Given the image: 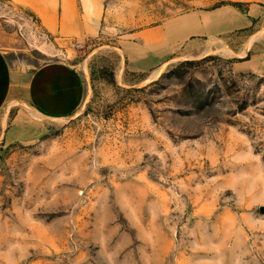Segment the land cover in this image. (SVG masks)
<instances>
[{"label": "rangeland", "instance_id": "obj_1", "mask_svg": "<svg viewBox=\"0 0 264 264\" xmlns=\"http://www.w3.org/2000/svg\"><path fill=\"white\" fill-rule=\"evenodd\" d=\"M222 1L106 0L99 36L63 38L0 0L10 64L64 61L87 89L77 112L2 150L0 264H264V72L243 66V47L179 54L156 77L123 51ZM256 29L231 42L250 55Z\"/></svg>", "mask_w": 264, "mask_h": 264}, {"label": "crops", "instance_id": "obj_2", "mask_svg": "<svg viewBox=\"0 0 264 264\" xmlns=\"http://www.w3.org/2000/svg\"><path fill=\"white\" fill-rule=\"evenodd\" d=\"M243 4H219L174 16L139 30L123 43L130 71L156 72L179 54L205 56L228 48L237 54L243 47V66L264 72V36L254 34L253 44L234 45L241 31L264 28V0H231ZM52 35L63 38H95L103 31L106 0H23ZM246 48V49H245ZM254 48V49H253ZM253 49V50H252ZM87 89L83 74L60 60L36 68L13 67L0 49V156L5 146L32 141L46 130L45 119L62 118L84 104Z\"/></svg>", "mask_w": 264, "mask_h": 264}, {"label": "trees", "instance_id": "obj_3", "mask_svg": "<svg viewBox=\"0 0 264 264\" xmlns=\"http://www.w3.org/2000/svg\"><path fill=\"white\" fill-rule=\"evenodd\" d=\"M221 4H233V5H235V6L239 7V8H241V9H243V4L240 3V2H236V1L223 0V1L221 2Z\"/></svg>", "mask_w": 264, "mask_h": 264}, {"label": "bare ground", "instance_id": "obj_4", "mask_svg": "<svg viewBox=\"0 0 264 264\" xmlns=\"http://www.w3.org/2000/svg\"><path fill=\"white\" fill-rule=\"evenodd\" d=\"M160 72H161V69H160V70H157L156 72H154V73L152 74L151 77H156V76H158V75L160 74Z\"/></svg>", "mask_w": 264, "mask_h": 264}]
</instances>
